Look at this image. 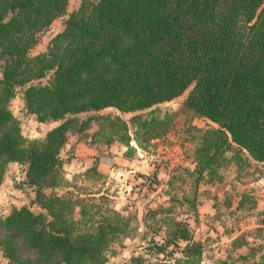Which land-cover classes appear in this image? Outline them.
Returning a JSON list of instances; mask_svg holds the SVG:
<instances>
[{
	"label": "trees",
	"instance_id": "16d2710c",
	"mask_svg": "<svg viewBox=\"0 0 264 264\" xmlns=\"http://www.w3.org/2000/svg\"><path fill=\"white\" fill-rule=\"evenodd\" d=\"M69 6L70 0H0V185L9 164L18 162L35 191L31 203L0 208L7 264H107L133 218L105 197L85 196L66 177L61 151L76 132L91 143L121 142L126 156L146 149L173 125L172 114H159L156 106L190 86L185 110L212 124L199 130L195 167L184 168L192 181L182 196L188 211L196 209L203 182L223 181V169L264 164V0ZM62 16L63 28L33 53ZM16 97L37 121L57 124L43 137L25 136L11 108ZM106 108L116 113H102ZM94 122L98 130L90 134ZM86 174L102 176L96 164ZM174 209L173 202L149 209L154 223L147 225L161 238L154 234L144 253L118 264H202L205 245L187 217L158 218L165 234L155 226L162 211Z\"/></svg>",
	"mask_w": 264,
	"mask_h": 264
},
{
	"label": "rangeland",
	"instance_id": "374dc122",
	"mask_svg": "<svg viewBox=\"0 0 264 264\" xmlns=\"http://www.w3.org/2000/svg\"><path fill=\"white\" fill-rule=\"evenodd\" d=\"M79 2L80 0H70L69 10L74 9ZM65 19V16L60 17L49 28L43 31L40 43L32 50L33 53L46 48L50 38L63 28ZM1 63L0 61V76H2ZM192 87L190 86L179 97L156 106L159 114L164 115L166 112L172 114L173 125L166 136L150 140L146 149L138 147L134 154L130 156L125 155L126 157H135L137 159L135 166L133 163H126L123 159L121 162L115 164V167L109 173H106L107 175H84L85 170L88 168L86 164L83 163L82 167H80L76 164V160L71 159L72 157L68 151H63L64 159L69 161L66 172L74 174L73 177L75 178L71 182L76 184L81 191L83 190L85 196L89 198L105 197L111 206L133 218L129 236L123 238L121 244H113L107 264H118L128 258L134 251L144 253L147 250L145 247L148 246L149 238L154 236V234L157 240L161 238L159 234L152 233L153 229L147 225L154 223L153 218L149 216V209L170 206L172 202L175 205L174 210L171 212L162 211L161 215L155 219L159 221L157 224L155 223L158 229L162 226L160 219L162 220V218L167 216H170V218L176 216L186 218L189 213L188 203L184 201L182 196L184 192H190L192 181L184 168L194 167L195 148L200 134L199 130L206 129L211 125L207 119L194 116L192 112L185 110L184 101ZM11 108L21 120L27 137L43 133L45 128H47L42 123L37 122L34 115L27 113L19 97L12 100ZM101 112L104 114H114L116 110L114 108H106ZM87 115V113L79 114L82 118H85ZM131 116L132 114H123V117L126 119H130ZM96 130H98V124L94 122L90 127L89 133H94ZM118 143L120 152L127 149L126 145L121 142ZM133 144H137L135 140H133ZM104 147L105 144L100 149L104 150ZM141 155L144 156L141 157ZM139 160H146L147 167L145 171L139 170V163H141ZM223 171H226V169H223ZM230 174L228 173V175ZM234 176L238 178L236 179L238 181L236 186H239L240 183L241 186L251 184L250 188L254 185L260 188L262 184L260 183L259 185L258 182H251L257 175L252 171L250 166L244 167L240 173L238 172ZM172 177L174 180L173 185L169 183ZM25 179V171L22 165L17 164L8 167L6 178L0 186L1 209L9 211L11 205L20 204L25 199L28 200V203L32 202L29 192L33 191L31 186L25 183ZM213 185H217L216 182H203L200 187L204 188ZM15 187H18V189H15ZM32 195L35 196L34 193ZM223 218L227 219L229 217L227 214H223ZM161 230L165 234V227ZM7 262L8 259L0 247V264H7Z\"/></svg>",
	"mask_w": 264,
	"mask_h": 264
},
{
	"label": "crops",
	"instance_id": "0c3cea01",
	"mask_svg": "<svg viewBox=\"0 0 264 264\" xmlns=\"http://www.w3.org/2000/svg\"><path fill=\"white\" fill-rule=\"evenodd\" d=\"M208 121L211 123L210 120ZM39 123L47 127L45 131L29 137H43L57 124L55 121ZM213 125L215 124L213 123ZM22 131L26 136L23 126ZM135 145L137 146V144ZM100 148H103V144L91 143L82 139L79 133H71L61 151V156L64 158L63 151L66 150L71 155V159L76 160L78 162L76 164L80 167L85 163L89 169L96 164L99 172L103 175H107L106 173H109L115 164L123 159L126 163H133L134 166L137 164L135 157L125 156L127 149L122 150L123 152L119 151L118 142L110 146L105 145L104 150ZM143 156L141 155V157ZM145 161L139 160L141 162L138 167L140 171H145L147 167ZM68 163L69 161L65 160V168ZM17 164L20 163L11 162L8 167ZM250 168L257 175L251 182H258L259 185L262 183L260 188L255 185L250 188L251 184L241 186L240 183L239 186H236L238 178L234 175L240 173L238 166L226 169L223 172V181L216 182L217 185L199 188L198 205L195 210L189 211L187 220L194 228L196 238L205 245L202 264H264L262 258L264 254V164L252 162ZM228 173L231 174L228 175ZM73 176L74 174L66 172V177L69 180H73L75 178ZM31 189L33 192H29V194H31L32 201L34 199L32 194H35V191L33 187ZM26 203H28L27 199L20 204L11 206H20ZM223 214H227L229 218H223ZM253 248L256 250L254 253L252 252Z\"/></svg>",
	"mask_w": 264,
	"mask_h": 264
}]
</instances>
